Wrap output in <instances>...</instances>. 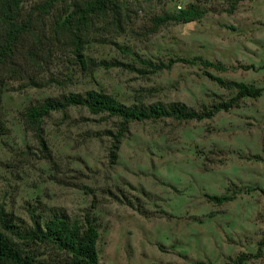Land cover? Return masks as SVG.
Segmentation results:
<instances>
[{"label":"rangeland","instance_id":"374dc122","mask_svg":"<svg viewBox=\"0 0 264 264\" xmlns=\"http://www.w3.org/2000/svg\"><path fill=\"white\" fill-rule=\"evenodd\" d=\"M118 2L116 16L94 21L81 51L87 61L113 65L83 67L57 46L31 74L37 86L5 82L0 203L7 217L27 229L53 216L94 215L99 264H229L255 252L264 237V0ZM177 3L206 13L158 23ZM193 57L215 66L180 60L152 70L142 63ZM212 77L263 90L210 118L130 121L118 144L111 133L119 119L83 106L50 112L39 136L23 120L29 104L86 90L125 105L158 101L199 111L235 92ZM233 191L222 203L208 198ZM21 247L39 264H62L64 254L50 244ZM244 264H264V253Z\"/></svg>","mask_w":264,"mask_h":264},{"label":"trees","instance_id":"16d2710c","mask_svg":"<svg viewBox=\"0 0 264 264\" xmlns=\"http://www.w3.org/2000/svg\"><path fill=\"white\" fill-rule=\"evenodd\" d=\"M24 0H0V134L5 131L1 112V93L8 80L25 79L37 86L39 79L32 77L53 54L56 47L68 49L83 67L108 66L111 62H94L82 57L83 44L96 19L116 16L118 0H41L26 10ZM206 9L196 3H187L174 13L158 17V23L172 21L185 23L200 19ZM118 20V19H117ZM47 21H49L47 23ZM194 63L200 61L205 66L214 63L201 57L192 59H170L167 63H142L159 70L169 68L173 62ZM116 64V63H115ZM220 67V64L217 63ZM221 86L234 89L233 96L213 103L199 111L187 108L182 103L152 102L125 105L111 95L96 90L81 93L62 94L29 104L23 111L25 126L39 136L42 119L52 111H61L69 106H83L92 114L105 113L119 119V127L112 134L118 144L126 124L130 121L158 120H201L210 118L219 111H227L236 106L244 97H258L263 88L252 83L222 80L212 77ZM231 195H208L216 203L230 200ZM98 228L96 217L85 214L82 221L67 216H53L32 228L20 229L7 217L0 203V264H39L21 247L26 242L47 243L64 254L62 264H99L97 252ZM264 237L259 240L255 252H241L230 258L229 264H244L249 259L263 255Z\"/></svg>","mask_w":264,"mask_h":264},{"label":"built area","instance_id":"2783aa9c","mask_svg":"<svg viewBox=\"0 0 264 264\" xmlns=\"http://www.w3.org/2000/svg\"><path fill=\"white\" fill-rule=\"evenodd\" d=\"M176 8H177L178 10H180V9L183 8V5H180L179 3H177V4H176Z\"/></svg>","mask_w":264,"mask_h":264}]
</instances>
